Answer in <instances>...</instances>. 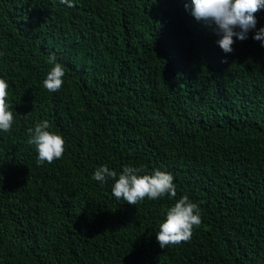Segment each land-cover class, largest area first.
Here are the masks:
<instances>
[{"label": "trees", "instance_id": "1", "mask_svg": "<svg viewBox=\"0 0 264 264\" xmlns=\"http://www.w3.org/2000/svg\"><path fill=\"white\" fill-rule=\"evenodd\" d=\"M73 3L0 0L14 116L0 131V264H264V9L225 53L190 0ZM53 54L57 92L43 86ZM44 120L65 151L38 165L28 130ZM101 166L117 176L94 180ZM124 166L170 173L176 197L117 200ZM185 195L201 224L161 248Z\"/></svg>", "mask_w": 264, "mask_h": 264}, {"label": "clouds", "instance_id": "2", "mask_svg": "<svg viewBox=\"0 0 264 264\" xmlns=\"http://www.w3.org/2000/svg\"><path fill=\"white\" fill-rule=\"evenodd\" d=\"M68 7H74L73 0H60ZM191 15L198 21H203L206 26L212 27L219 36L218 46L225 53L233 51L236 40L243 41L248 38V33L256 26V13L264 9V0H190ZM189 7L185 3V8ZM235 38V39H234ZM253 39L264 45V27L253 34ZM48 63L54 66L47 73L43 86L49 92H57L63 86L64 69L56 62L55 55H50ZM8 82L0 78V131L8 132L14 121L13 112L9 110ZM50 124L47 120L29 129V145H35L38 153L37 163L51 164L60 159L65 151V141L61 135L48 131ZM142 169L124 166L118 179L112 187V194L117 200H123L129 205H136L146 197L156 200L166 194L170 198L176 197V188L173 176L165 171L154 170L152 174L138 175ZM116 171L107 166H101L94 174L93 179L105 182L107 178H115ZM201 224L199 207L191 202L187 195L182 196L171 206L166 217L159 226L156 240L161 248L172 244L189 241L193 228Z\"/></svg>", "mask_w": 264, "mask_h": 264}]
</instances>
